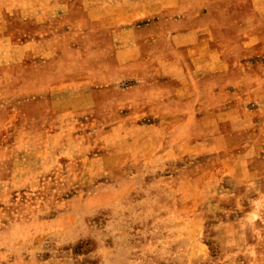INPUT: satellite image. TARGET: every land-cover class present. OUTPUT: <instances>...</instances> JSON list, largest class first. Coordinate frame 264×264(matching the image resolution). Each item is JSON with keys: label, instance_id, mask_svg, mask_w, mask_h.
<instances>
[{"label": "rangeland", "instance_id": "rangeland-1", "mask_svg": "<svg viewBox=\"0 0 264 264\" xmlns=\"http://www.w3.org/2000/svg\"><path fill=\"white\" fill-rule=\"evenodd\" d=\"M195 2L228 46L230 89L257 90L245 77L264 73V0ZM25 4L0 0V18L13 29ZM41 70L29 60L26 72L0 66V264H264L258 98L246 100L250 126L230 104L239 109L242 100L221 98L220 112L230 107L224 121L212 126L210 113L188 121L186 146L139 162L115 133L106 135L97 108L58 113L66 102H51L60 90L50 87L61 84Z\"/></svg>", "mask_w": 264, "mask_h": 264}, {"label": "crops", "instance_id": "crops-1", "mask_svg": "<svg viewBox=\"0 0 264 264\" xmlns=\"http://www.w3.org/2000/svg\"><path fill=\"white\" fill-rule=\"evenodd\" d=\"M195 1L30 0L21 6L13 29V20L0 18L5 25L0 66L26 72L27 61L33 62L52 77L47 82L61 84L50 87L60 90L58 96L52 92L51 102H66L58 113L75 116L97 108L106 135L115 133L121 145L134 150L136 160L170 157L171 147L186 146L188 121L203 122L206 113L214 115L212 126L224 121L219 115L230 107L227 103L220 112L221 98L242 100L239 109L230 104L236 114L242 109L239 123L244 126L253 121L246 101L251 96L264 111V73L254 79L244 76L258 84L257 90L230 89L228 46L226 50L215 38L219 30L203 21L205 14H198ZM220 79L227 83L224 88L218 86Z\"/></svg>", "mask_w": 264, "mask_h": 264}]
</instances>
